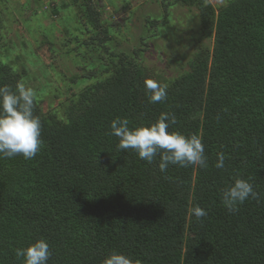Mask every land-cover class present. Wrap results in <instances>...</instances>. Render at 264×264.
I'll return each instance as SVG.
<instances>
[{
	"label": "trees",
	"instance_id": "1",
	"mask_svg": "<svg viewBox=\"0 0 264 264\" xmlns=\"http://www.w3.org/2000/svg\"><path fill=\"white\" fill-rule=\"evenodd\" d=\"M92 1L81 6L106 36ZM174 1L196 7L199 38L213 45L164 83L165 101L149 103L150 77L124 53L105 77L93 76L66 121L44 116L34 100L40 151L0 159V264H23L15 249L41 238L52 252L47 264H102L113 251L140 264H264V0H228L217 11L206 0ZM17 83L21 75L0 62V86ZM162 112L178 121L170 132L202 138L206 168L161 173L158 158L148 164L118 151L107 134L117 117L135 128ZM220 151L223 169L214 166ZM237 178L259 198L229 213L220 192ZM197 205L207 211L199 220L190 214Z\"/></svg>",
	"mask_w": 264,
	"mask_h": 264
},
{
	"label": "rangeland",
	"instance_id": "2",
	"mask_svg": "<svg viewBox=\"0 0 264 264\" xmlns=\"http://www.w3.org/2000/svg\"><path fill=\"white\" fill-rule=\"evenodd\" d=\"M206 1L217 11L228 0ZM92 2L100 10L106 36L92 27L83 0H0V62L21 75L44 116L66 121L93 76L105 77L106 67L120 53L133 59L151 80L164 84L188 72V60L195 54L212 48L213 38H199L193 4ZM96 32L102 36L101 44Z\"/></svg>",
	"mask_w": 264,
	"mask_h": 264
},
{
	"label": "clouds",
	"instance_id": "3",
	"mask_svg": "<svg viewBox=\"0 0 264 264\" xmlns=\"http://www.w3.org/2000/svg\"><path fill=\"white\" fill-rule=\"evenodd\" d=\"M149 103H160L167 99V85H161L155 80H146ZM34 92L23 83H17L16 90L10 86H0V159L20 155L25 160L34 158L41 149V121L33 115ZM178 123L174 114L162 112L155 123L149 126L130 128L127 118H115L109 124L108 135L118 139L117 150L131 149L138 158L153 164L158 158V170L164 173L169 165L183 168L189 166H208L202 138L197 134L184 136L169 128ZM226 155L220 151L216 154L214 166L217 169L225 167ZM258 199L259 194L253 185L245 179H235L231 185L220 192L222 205L229 213L238 210L248 198ZM190 214L197 220L207 215L200 206L190 209ZM52 252L48 242L41 238L27 247L16 248L15 257L23 259V264H47ZM102 264H140L131 258L113 251Z\"/></svg>",
	"mask_w": 264,
	"mask_h": 264
}]
</instances>
